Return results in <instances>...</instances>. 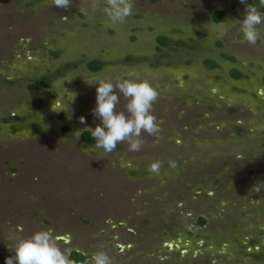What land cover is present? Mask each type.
<instances>
[{
  "label": "rangeland",
  "instance_id": "374dc122",
  "mask_svg": "<svg viewBox=\"0 0 264 264\" xmlns=\"http://www.w3.org/2000/svg\"><path fill=\"white\" fill-rule=\"evenodd\" d=\"M105 2L0 0V264L13 234L48 229L86 261L104 251L112 264H264V22L252 45L233 23L240 0H132L116 24ZM246 3L264 16L261 0ZM96 77L158 90L160 131L142 130L140 150L74 136L98 122ZM61 94L67 112L51 108Z\"/></svg>",
  "mask_w": 264,
  "mask_h": 264
},
{
  "label": "clouds",
  "instance_id": "9594fccd",
  "mask_svg": "<svg viewBox=\"0 0 264 264\" xmlns=\"http://www.w3.org/2000/svg\"><path fill=\"white\" fill-rule=\"evenodd\" d=\"M71 0H54L58 7H66ZM101 0H93V9L99 7ZM245 4V12L242 20L233 21L240 26L242 39L249 44L255 45L259 32L257 25L264 22V16L261 15L258 8L246 3V0H240ZM264 3V0H261ZM134 5L132 0H106L102 11L107 15L112 24L124 22L131 14ZM223 24L224 22H220ZM61 82L64 87V82ZM89 85L95 86L96 103L91 110L96 121L95 127L86 126L74 132L77 139L82 135L83 130L90 133L91 138L95 141L97 148H102L105 152L111 153L118 142L127 141L129 151L140 150L143 140L141 132L146 131L149 134H158L160 129L156 118L151 114L153 102L158 98V90L148 81H136L129 78H123L118 81L106 80L100 77L87 80ZM120 93L127 100L126 112L119 111ZM71 95V104L74 103L78 93L69 92ZM68 101L63 94L52 102L51 108L55 112H67ZM81 124H87V118H79ZM80 134L77 136V134ZM175 167V164L172 165ZM152 170L157 171L159 164H152ZM14 243V256H9L5 264H77L72 259V249L63 248L58 245V241L65 237L54 236L51 229L37 231L27 238L19 237L13 234L10 237ZM86 264H112L111 258L104 251H97L92 254Z\"/></svg>",
  "mask_w": 264,
  "mask_h": 264
},
{
  "label": "trees",
  "instance_id": "16d2710c",
  "mask_svg": "<svg viewBox=\"0 0 264 264\" xmlns=\"http://www.w3.org/2000/svg\"><path fill=\"white\" fill-rule=\"evenodd\" d=\"M224 14H225L224 12H217V15H216L215 20H216V21H220V20L223 18V15H224ZM160 42H161V45H162V46H166V45L168 44V40H166L165 38H161ZM207 62L212 63L211 61H207ZM213 65H214V66H213V67H210V68L214 69V68L217 67L216 63H214V62H213ZM102 68H103V63L100 62V61H94V62H91V63H90V69H91L93 72H98V71H100ZM239 78H241V76H239ZM44 83H45V85H47V86H49V84H50V83H48L46 80H45ZM84 140H85L86 142H88V143H92V144L95 143V141L91 138L90 133H89L88 131L85 132V134H84ZM72 259H74L77 263H82V262L85 261L86 257H85L83 254H81V253L74 252V253L72 254Z\"/></svg>",
  "mask_w": 264,
  "mask_h": 264
},
{
  "label": "crops",
  "instance_id": "0c3cea01",
  "mask_svg": "<svg viewBox=\"0 0 264 264\" xmlns=\"http://www.w3.org/2000/svg\"><path fill=\"white\" fill-rule=\"evenodd\" d=\"M217 12H223V11H217ZM217 12H215V14H214V16H213V19H214V21H215L216 23H219V22H221L222 19H221L220 21H216V20H215L216 15H217ZM161 38H165L166 40H168V44H169L170 39H168V37H160V38L158 39L159 45H161V42H160ZM168 44H167V45H168ZM167 45H166V46H167ZM158 48H159V50H161V47H160V46H159ZM207 61H212V60H207ZM207 61H206V62H207ZM206 62H205V65H206ZM212 62H213V61H212ZM206 66H207V65H206ZM235 71H238V70H234V71L232 72V74H233ZM74 252H75V251H74ZM77 253H78V252H77ZM72 254H73V253H72ZM81 254H82V253H81ZM84 256H85V255H84ZM85 257H86V256H85ZM71 258H72V257H71ZM86 259H87V257H86ZM86 259H85V261H86ZM85 261H84V262H85ZM81 264H82V263H81Z\"/></svg>",
  "mask_w": 264,
  "mask_h": 264
},
{
  "label": "flooded vegetation",
  "instance_id": "af4514ba",
  "mask_svg": "<svg viewBox=\"0 0 264 264\" xmlns=\"http://www.w3.org/2000/svg\"><path fill=\"white\" fill-rule=\"evenodd\" d=\"M224 12V11H223ZM225 14H226V12H224ZM225 14L223 15V18H224V16H225ZM222 18V19H223ZM160 47L161 48H163L164 46H162V45H160ZM96 61V60H95ZM99 61V60H98ZM92 62H94V61H92ZM101 62V61H100ZM103 68H104V65H103ZM103 68L100 70V71H102L103 70ZM100 71H98V72H100ZM85 132H87V130L86 131H84L83 133H82V140L84 141V143H88V142H86L85 140H84V134H85ZM90 144V143H89ZM92 144V143H91ZM79 253V252H78ZM83 263V262H82Z\"/></svg>",
  "mask_w": 264,
  "mask_h": 264
}]
</instances>
